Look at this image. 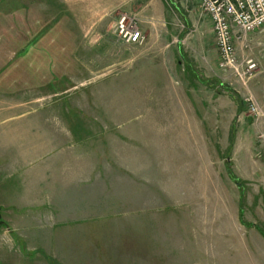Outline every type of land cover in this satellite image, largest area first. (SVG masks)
Masks as SVG:
<instances>
[{
  "label": "rangeland",
  "instance_id": "obj_1",
  "mask_svg": "<svg viewBox=\"0 0 264 264\" xmlns=\"http://www.w3.org/2000/svg\"><path fill=\"white\" fill-rule=\"evenodd\" d=\"M125 13L143 44L119 35ZM257 47L242 51L256 59ZM218 63L198 0H0V121L6 107L48 93L39 104L67 118L148 121L183 140L177 160L134 163L128 184L107 191L120 209L96 221L29 224L31 211L0 209V264H206L209 219L264 228L263 126L245 103L252 95L264 107V67L243 81ZM110 109L122 113L110 119ZM48 230L50 241L37 239Z\"/></svg>",
  "mask_w": 264,
  "mask_h": 264
},
{
  "label": "crops",
  "instance_id": "obj_2",
  "mask_svg": "<svg viewBox=\"0 0 264 264\" xmlns=\"http://www.w3.org/2000/svg\"><path fill=\"white\" fill-rule=\"evenodd\" d=\"M250 38L263 45L255 56L264 67V31ZM46 95H35L31 106L6 107L0 121V180L2 175L9 179L0 209L31 211L29 224L44 219L50 225L96 221L120 209L122 197L107 191L125 187L138 171L136 162L151 161L152 156L177 160L178 151L182 154L183 140L168 126L153 132L155 124L148 121L121 127L100 118L70 119L61 107L39 104ZM120 113L108 112L110 119ZM153 146L160 147L159 154ZM207 226L206 264H264V228L239 218L209 219ZM38 235L50 241L52 232Z\"/></svg>",
  "mask_w": 264,
  "mask_h": 264
},
{
  "label": "built area",
  "instance_id": "obj_3",
  "mask_svg": "<svg viewBox=\"0 0 264 264\" xmlns=\"http://www.w3.org/2000/svg\"><path fill=\"white\" fill-rule=\"evenodd\" d=\"M199 7L201 15L212 25L219 68L243 81L258 74L261 65L257 58L238 49L241 44L247 50L253 45L262 49V43L250 37L264 31V0H199ZM117 31L128 43L143 44L146 38L136 19L126 13L120 17ZM245 103L249 113L263 126L258 137L264 154V107L252 95L245 97Z\"/></svg>",
  "mask_w": 264,
  "mask_h": 264
}]
</instances>
